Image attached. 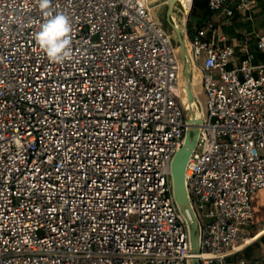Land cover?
I'll list each match as a JSON object with an SVG mask.
<instances>
[{
	"label": "built area",
	"instance_id": "obj_1",
	"mask_svg": "<svg viewBox=\"0 0 264 264\" xmlns=\"http://www.w3.org/2000/svg\"><path fill=\"white\" fill-rule=\"evenodd\" d=\"M231 1L209 9L232 17ZM194 2L176 10L203 94L194 88L202 123L186 167L200 264H255L229 256L264 190V33L256 63L248 41L225 44L212 18L189 29ZM163 4L52 0L73 27L72 59L53 63L35 42L46 19L37 0H0V264H192L172 185L188 94L180 52L153 13Z\"/></svg>",
	"mask_w": 264,
	"mask_h": 264
},
{
	"label": "crops",
	"instance_id": "obj_2",
	"mask_svg": "<svg viewBox=\"0 0 264 264\" xmlns=\"http://www.w3.org/2000/svg\"><path fill=\"white\" fill-rule=\"evenodd\" d=\"M237 1L232 0L229 5L235 9L232 17L211 13L210 18L215 21L220 36L225 39V44L232 45L246 39L249 50L256 53L255 62L261 63L263 62V54L258 49L257 39L260 34L264 33V0H255L256 7L254 10L246 13L237 10ZM244 55V53L239 52L233 65H238ZM198 78H200L199 72L196 74V81ZM199 92H202L201 84ZM201 95L203 94L201 93ZM253 206L255 214L246 228L247 240L232 252L229 259L236 260L239 257H245L255 264H264V190H259L254 195Z\"/></svg>",
	"mask_w": 264,
	"mask_h": 264
},
{
	"label": "water",
	"instance_id": "obj_3",
	"mask_svg": "<svg viewBox=\"0 0 264 264\" xmlns=\"http://www.w3.org/2000/svg\"><path fill=\"white\" fill-rule=\"evenodd\" d=\"M177 0H168L167 21L176 31L180 45V59L182 62L181 80L183 85L187 86L188 92V109L190 117L188 118V128L186 131L185 142L176 153L172 162V185L178 206L189 224L192 253L194 257L192 264H200L199 255L202 253L200 242V227L195 210L191 205L186 186V167L193 150L196 148L200 135V124L202 118L194 112L196 106V95L194 90H190L192 84L190 59L187 50V41L183 33V25L178 20L176 9Z\"/></svg>",
	"mask_w": 264,
	"mask_h": 264
},
{
	"label": "clouds",
	"instance_id": "obj_4",
	"mask_svg": "<svg viewBox=\"0 0 264 264\" xmlns=\"http://www.w3.org/2000/svg\"><path fill=\"white\" fill-rule=\"evenodd\" d=\"M38 7L46 17L35 34V42L53 63H64L73 56V27L69 16L49 11L52 0H37Z\"/></svg>",
	"mask_w": 264,
	"mask_h": 264
},
{
	"label": "rangeland",
	"instance_id": "obj_5",
	"mask_svg": "<svg viewBox=\"0 0 264 264\" xmlns=\"http://www.w3.org/2000/svg\"><path fill=\"white\" fill-rule=\"evenodd\" d=\"M167 8H168V4H163V5H159L157 7L154 8L153 13L155 18L157 19V21L169 32V34L172 36L173 41L175 46L177 47L178 50H180V45H179V40H178V35L176 33V31L171 27V25H169L168 21H167ZM177 16H178V20L180 21V23L183 24V27L187 24V20L185 15L180 12L178 9L176 10ZM191 23H195L198 22V18L195 17V15H192L191 18H189ZM223 26V25H222ZM230 44V41H229ZM202 62V61H201ZM200 78L197 79L196 84H197V88H200ZM184 89H186L184 87ZM188 90L185 91V94L187 96L188 94ZM188 104H189V99H188ZM188 116L190 117V112H187Z\"/></svg>",
	"mask_w": 264,
	"mask_h": 264
},
{
	"label": "trees",
	"instance_id": "obj_6",
	"mask_svg": "<svg viewBox=\"0 0 264 264\" xmlns=\"http://www.w3.org/2000/svg\"><path fill=\"white\" fill-rule=\"evenodd\" d=\"M209 0H195L194 7L190 13V18L192 15H195L198 18V22L195 25L201 26L204 24L205 20L211 17V11L209 9ZM194 23H191L189 19L188 27L192 29Z\"/></svg>",
	"mask_w": 264,
	"mask_h": 264
},
{
	"label": "bare ground",
	"instance_id": "obj_7",
	"mask_svg": "<svg viewBox=\"0 0 264 264\" xmlns=\"http://www.w3.org/2000/svg\"><path fill=\"white\" fill-rule=\"evenodd\" d=\"M177 8V7H176ZM188 55H189V53H188ZM196 74H198V71L196 70V73L194 74V78H193V81H192V84H191V87H190V90H194V88L196 89V90H198V88H197V84H196ZM186 89H184L185 91L186 90H188L189 91V89L187 88V86L185 85L184 86Z\"/></svg>",
	"mask_w": 264,
	"mask_h": 264
}]
</instances>
